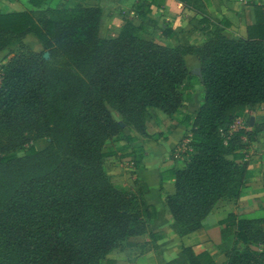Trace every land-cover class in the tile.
<instances>
[{
    "label": "trees",
    "instance_id": "16d2710c",
    "mask_svg": "<svg viewBox=\"0 0 264 264\" xmlns=\"http://www.w3.org/2000/svg\"><path fill=\"white\" fill-rule=\"evenodd\" d=\"M59 1L31 0L56 7L38 15L0 14V53L30 34L43 48L16 53L0 69V264H102L148 233L157 210L147 186L137 179V194L116 188L105 161L119 156L135 174L144 169L146 153L134 144L150 137L149 111L175 117L192 100L188 56L200 61L205 93L179 122L188 129L187 165L166 198L173 228L181 237L197 231L246 186L247 166L237 163L246 132L229 133L248 107L264 104V6L254 4L257 24L234 41L206 17L208 0H175L201 15L206 40L166 46L141 38L128 19L116 38H101L102 9ZM237 228L245 247L232 250L228 264H264V221Z\"/></svg>",
    "mask_w": 264,
    "mask_h": 264
},
{
    "label": "crops",
    "instance_id": "0c3cea01",
    "mask_svg": "<svg viewBox=\"0 0 264 264\" xmlns=\"http://www.w3.org/2000/svg\"><path fill=\"white\" fill-rule=\"evenodd\" d=\"M59 4L71 9L78 6L102 9L99 34L104 39L116 38L123 29L124 20L128 19L139 28L141 38L166 46H198L206 40L201 15L175 0H63ZM254 4L264 6V0H208L204 12L213 23L223 27V34L228 39L239 41L247 39L249 27L257 24ZM55 8L48 4L37 8L31 0H0V14L31 12L38 15ZM165 30L172 32L170 37L164 36ZM20 40L31 51L43 52L35 36L30 34ZM2 60L0 58V62ZM186 61L191 73L187 82L194 87L190 89L192 100L175 117L158 110L149 111L147 134L150 137L138 135L134 144L146 153L144 169L135 174L132 161L121 160L119 156L105 161V171L116 188L137 194L135 181L139 179L145 183L148 203L156 208L157 217L149 225L147 234L128 239L123 248L112 251L102 264H191L186 250L197 257V264H228V254L235 248L245 247L237 242V222L264 221V104H258L248 107L229 133L232 137L240 131L246 132L237 151V163L247 166L246 186L241 198L238 201L221 200L203 219L200 228L185 237L173 228L166 198L175 192V173L187 165L185 137L188 129L179 122L185 113L197 112L203 105L205 93L201 76L196 74L201 70L200 61L194 56H188ZM257 129L260 132L254 134ZM112 161L127 162L133 173L132 179L126 182V177L113 175L111 170L123 173L126 170L110 167Z\"/></svg>",
    "mask_w": 264,
    "mask_h": 264
},
{
    "label": "rangeland",
    "instance_id": "374dc122",
    "mask_svg": "<svg viewBox=\"0 0 264 264\" xmlns=\"http://www.w3.org/2000/svg\"><path fill=\"white\" fill-rule=\"evenodd\" d=\"M14 44L15 47L13 49H9V50H5L3 52L0 53V58H2V62H0V69L3 65L7 64V60H10L9 58H12L16 53H21L23 51H30V49L26 46V43L19 40H16L13 42V44L11 46H13ZM46 58L48 59L49 56L46 55ZM111 113L113 114V116L115 117V119L121 121V117L117 114V112L114 109L110 108ZM153 112V111H152ZM110 167H115L117 166L118 168H122L124 170H126L124 173L121 171H114L111 170L113 173V175L117 176V177H126V182L127 180H131L133 177V173H131V168L130 165L127 162H110L109 164Z\"/></svg>",
    "mask_w": 264,
    "mask_h": 264
},
{
    "label": "water",
    "instance_id": "95a60500",
    "mask_svg": "<svg viewBox=\"0 0 264 264\" xmlns=\"http://www.w3.org/2000/svg\"><path fill=\"white\" fill-rule=\"evenodd\" d=\"M47 55V54H46ZM46 55H45V58H46ZM196 74L198 75V76H201V70H198V72H196ZM121 127H124V124L123 123H121Z\"/></svg>",
    "mask_w": 264,
    "mask_h": 264
}]
</instances>
